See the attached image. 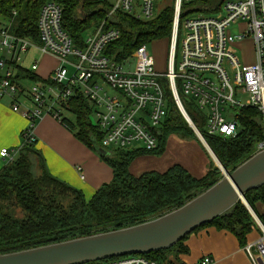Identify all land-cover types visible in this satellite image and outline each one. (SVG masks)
<instances>
[{
	"label": "built area",
	"instance_id": "built-area-1",
	"mask_svg": "<svg viewBox=\"0 0 264 264\" xmlns=\"http://www.w3.org/2000/svg\"><path fill=\"white\" fill-rule=\"evenodd\" d=\"M96 1L108 6L105 20L116 13L139 20L157 15L158 0ZM200 1L174 0L164 72L155 68L146 45L122 62L109 55L106 48L119 38V31L105 20L90 28L80 45L75 44L62 27V7L56 2L48 1L41 7L36 38L14 31L15 10L8 16L0 15V101H7L11 111L27 121L23 142L34 143L31 131L42 116L59 123L67 120L63 113L73 117L69 102L80 96L90 106V117H95L94 123L89 118L100 133L102 149L154 150L157 130L166 116L162 79L167 81L181 114L186 115L180 96L195 104L204 116L208 135L234 138L239 130L237 115L247 107L260 113L264 130V0H223L209 15L193 13V8L181 11L182 3ZM182 13L186 15L180 18ZM247 39L253 53L251 63L239 58L238 45ZM31 50L56 59L46 77L37 75L36 61L29 70L23 68ZM262 150L264 142L256 146L254 154ZM16 157L17 151L0 150L5 163ZM258 228L261 235L242 247L251 264H264V227ZM136 255L109 258L103 264H156ZM211 262L204 257L196 264Z\"/></svg>",
	"mask_w": 264,
	"mask_h": 264
},
{
	"label": "trees",
	"instance_id": "trees-1",
	"mask_svg": "<svg viewBox=\"0 0 264 264\" xmlns=\"http://www.w3.org/2000/svg\"><path fill=\"white\" fill-rule=\"evenodd\" d=\"M53 1L62 7V27L72 41L80 45L83 33L98 26L106 18L108 6L96 0H0V15L17 12L14 31L19 36L36 38V21L44 3ZM223 0H202L182 3L181 11L210 13ZM194 6V7H189ZM186 14L182 13L180 18ZM173 5L150 20L134 19L116 13L105 22L119 31V38L106 51L117 62L127 59L138 47L155 41H167L171 35ZM166 102V116L157 130V148L151 151H109L101 156L113 173L109 184L98 189L86 201L76 189L51 176L43 158L32 144L23 142L16 159L0 169V255L61 243L95 234L119 230L154 220L194 199L221 178V172L209 161L207 172L193 177L184 167L173 164L163 172L130 173L131 163L138 157H159L165 152L170 137L196 141L193 130L176 107L167 81L161 80ZM180 96V95H179ZM184 111L195 129L229 173L250 158L259 143L264 142L260 113L243 108L237 115L239 130L234 138L222 139L208 135L204 116L195 104L180 96ZM74 123L63 119L61 124L85 146L97 153L100 133L90 121V106L80 96L69 102ZM247 204L264 227V185L243 194ZM19 214L20 218L16 217ZM204 226L227 231L244 247L255 230L260 233L247 208L237 202L214 220L201 224L171 247L142 254L156 264H178V256L188 253L184 245L189 234ZM259 235V236H260ZM137 256V255H136ZM169 256V257H167ZM172 258V259H171ZM98 260L84 264H103Z\"/></svg>",
	"mask_w": 264,
	"mask_h": 264
},
{
	"label": "water",
	"instance_id": "water-1",
	"mask_svg": "<svg viewBox=\"0 0 264 264\" xmlns=\"http://www.w3.org/2000/svg\"><path fill=\"white\" fill-rule=\"evenodd\" d=\"M183 117L222 173V178L216 184L182 207L154 220L106 233L3 254L0 255V264H84L126 254L142 255L164 250L180 241L197 226L219 217L237 202H241L255 223L263 228L243 194L264 185V150L252 155L229 173L221 166L189 118L185 114ZM96 150L98 155H108V151L101 147H96Z\"/></svg>",
	"mask_w": 264,
	"mask_h": 264
},
{
	"label": "crops",
	"instance_id": "crops-1",
	"mask_svg": "<svg viewBox=\"0 0 264 264\" xmlns=\"http://www.w3.org/2000/svg\"><path fill=\"white\" fill-rule=\"evenodd\" d=\"M42 58L50 59L56 65V59L48 56ZM7 104V101H0V150L6 148L17 151L18 155L23 143L22 133L28 123L19 113L12 112ZM64 117L71 122L68 117ZM31 133L34 138L32 146L43 158L48 173L78 190L86 201L103 185L111 182V168L96 152L81 143L52 117L42 116L33 125ZM177 141L184 142L179 139ZM199 144L205 158L199 169L177 156L166 157L165 151L159 157L143 155L136 158L131 163L130 173L139 176L152 171L163 172L171 165L179 164L193 177L200 178L207 172L209 157L200 142ZM1 161L4 162L0 159V169L5 163L1 164ZM259 212L264 214V207H260ZM259 235V232L253 230L247 237V243L254 241ZM184 245L188 253L178 256V264H196L204 257H209L211 264H251L233 234L212 226L196 229L188 235Z\"/></svg>",
	"mask_w": 264,
	"mask_h": 264
},
{
	"label": "rangeland",
	"instance_id": "rangeland-1",
	"mask_svg": "<svg viewBox=\"0 0 264 264\" xmlns=\"http://www.w3.org/2000/svg\"><path fill=\"white\" fill-rule=\"evenodd\" d=\"M174 3V0H158L155 5V14L160 13L163 9L166 7L172 6ZM210 13H203L205 15H209ZM3 18H0V22L3 23ZM95 27V26H94ZM91 29L86 30L83 33V37L87 35ZM182 35V29L178 32V37L180 38ZM147 51L149 54L153 57L155 68L158 71L164 72L166 69V55H167V49H168V43L167 41H155L152 43H149L146 45ZM239 48V58L242 59L246 63H251L253 61V53L251 49V43L247 39L240 43L238 45ZM178 55V53H177ZM41 54H39L36 50H31L26 55L25 59L23 60V68L30 69V66L32 65L33 61H36L39 64L37 75L41 77H46L47 73L53 69L56 65L55 63L46 58H42ZM48 70V71H47ZM26 86H30L31 83L24 82ZM5 101V100H4ZM8 105V104H7ZM28 105V104H27ZM64 116L68 117L72 123H74L73 117H70L71 115L68 113H63ZM92 122L94 123L95 117L92 115L91 117ZM205 125L203 124V129L205 131ZM110 151V150H109ZM165 156L170 158L173 156H177L182 161H187L189 164H191L195 169H199L201 164L204 162L203 157L204 152L200 148V144H197L196 141H184V142H178L176 138H169V141L166 144L165 147ZM203 153V155L201 154ZM209 157V156H208ZM209 161L212 162L213 167H216L215 163L212 161V159L209 157ZM4 162L1 161V164ZM217 168V167H216ZM220 171V170H219ZM221 172V171H220ZM222 176V173H221ZM17 218H20L19 214H16ZM257 225V224H256ZM262 225V224H261ZM258 227V225H257ZM259 229V228H258ZM169 257V256H167Z\"/></svg>",
	"mask_w": 264,
	"mask_h": 264
}]
</instances>
